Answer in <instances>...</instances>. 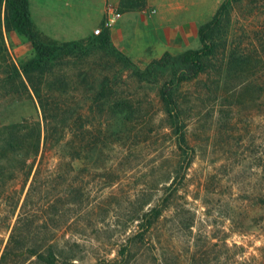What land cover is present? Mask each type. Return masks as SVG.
Segmentation results:
<instances>
[{"label":"rangeland","instance_id":"374dc122","mask_svg":"<svg viewBox=\"0 0 264 264\" xmlns=\"http://www.w3.org/2000/svg\"><path fill=\"white\" fill-rule=\"evenodd\" d=\"M182 1L187 10L194 1L213 8L209 22L225 2ZM6 16L0 2V63L8 57L20 67L35 51ZM199 30L181 38L169 66L150 73L164 55L133 58L104 30L107 45L103 34L92 35L49 72L26 77L31 97L11 78L4 87L0 68V126L40 122L43 140L50 126L52 141L64 130L68 147L81 146L60 174L40 175L21 218L22 242H55L67 264H264V0H242L219 14L207 69L190 78L176 58L203 49ZM167 83L182 111L185 148L165 117L159 92ZM33 176L19 205L0 204V264H44L16 244L3 259ZM155 209L161 215L141 237L135 226Z\"/></svg>","mask_w":264,"mask_h":264},{"label":"trees","instance_id":"16d2710c","mask_svg":"<svg viewBox=\"0 0 264 264\" xmlns=\"http://www.w3.org/2000/svg\"><path fill=\"white\" fill-rule=\"evenodd\" d=\"M240 1L242 0H225L215 16V19L199 30L201 40L204 43L203 49L197 51L190 50L176 58L177 61H180L178 64L185 70V76L197 78L200 74L206 71V61L213 53L210 44L211 33L217 25L219 14L224 11L228 5ZM0 2L5 3L7 7V25L13 26L20 34L24 35L25 38L31 42L35 51L33 59L20 67L10 63L9 58L5 55L7 59H4L3 63H0V68L7 76L4 87L10 83L18 82L17 84L22 94L31 97V88L26 84L25 78L30 77L35 72H49L52 66L51 64L59 56L69 55L68 53L70 50L68 48L73 46L76 47L77 43L72 42L62 44L38 31L31 19L28 0H0ZM0 32L2 33V29ZM102 36L101 43L105 46L108 44L109 38L105 33ZM75 47H73V50L77 49V47ZM170 59H173L171 55L165 53L162 58L153 61L147 68L146 72L150 73L151 69L156 67L161 68L169 66L168 60ZM10 78L14 82H10ZM32 88L36 91L35 86ZM12 91L18 92L17 89ZM159 94L161 100L167 107L165 112L166 120L171 123L176 136L179 135L178 145L181 148H185V146L188 145V135L185 131L186 126L183 128L184 130H181L180 122L182 121V111L175 101L173 85L168 83L165 84L161 88ZM44 113V119L47 120L46 112ZM44 131L45 138L43 140V128L40 122H34V124L30 125V122L23 121L18 124L0 126V204L13 199L16 200V204L19 205L24 188L32 174H34L30 184L29 193L21 207L22 214L17 218L16 224L10 233L9 241L3 254V259H5L12 246L16 244V248H18L19 251L22 252L28 249L30 251V256H37L44 264H67L66 260H61L62 252L55 242H45L47 245L28 246L27 242H22L21 239L23 228L21 218L24 217L26 208L28 204H30V200L32 199L36 188H40V185L39 187L37 185L40 180V175L43 172H49L54 175L57 173L60 174L69 162L76 160L77 157L80 156V145L68 147V145L64 143V137L66 136L64 130L58 132L60 133V138L53 141L52 138H50L52 135L50 126H47V129ZM51 159H53V161ZM20 178L23 179L22 188L20 190L13 188V185H15ZM45 187L46 190L50 185L47 184ZM33 205L35 206L36 204L33 203ZM152 211L154 215L152 213L142 214L135 226L136 233H142L141 237L154 227L155 222L161 215V210L158 211L155 209Z\"/></svg>","mask_w":264,"mask_h":264},{"label":"crops","instance_id":"0c3cea01","mask_svg":"<svg viewBox=\"0 0 264 264\" xmlns=\"http://www.w3.org/2000/svg\"><path fill=\"white\" fill-rule=\"evenodd\" d=\"M28 1L35 27L64 43L88 40L95 29L102 28L108 7H114L121 12V18L105 31L113 40L117 35L119 46L137 59H157L165 53L180 52L181 38L196 37L199 27L215 14L213 8L206 9L196 1L187 10L182 0H147L146 9L128 8L131 0Z\"/></svg>","mask_w":264,"mask_h":264},{"label":"built area","instance_id":"2783aa9c","mask_svg":"<svg viewBox=\"0 0 264 264\" xmlns=\"http://www.w3.org/2000/svg\"><path fill=\"white\" fill-rule=\"evenodd\" d=\"M108 14L104 20L102 28H97L94 30V35L99 36L104 30H110L121 18V13L114 7H108Z\"/></svg>","mask_w":264,"mask_h":264}]
</instances>
